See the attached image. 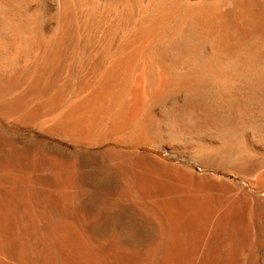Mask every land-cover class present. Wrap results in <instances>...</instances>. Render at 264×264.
<instances>
[{
  "label": "bare ground",
  "instance_id": "obj_1",
  "mask_svg": "<svg viewBox=\"0 0 264 264\" xmlns=\"http://www.w3.org/2000/svg\"><path fill=\"white\" fill-rule=\"evenodd\" d=\"M141 2L0 0V115L13 119L9 121L14 125L23 119L52 118L54 132L89 139L88 142L125 134L128 136H124L122 142L166 138L173 144L195 146L203 156L223 163L224 171L242 178H246L245 170L251 173L252 167L261 161L260 173L254 181L262 182L258 187L264 186V0ZM42 38L55 44V48L39 49L36 63L30 61L26 71L22 72L16 67L18 54L25 53L28 57L31 50H38L37 44ZM9 42L16 43L18 49L11 52ZM66 46L73 49L72 55L82 64L93 55L112 58L97 78L87 77L88 81L76 85L72 100L68 99L67 85L56 88L51 84L57 72L56 65L60 64L58 61L64 59ZM67 73L70 74V67ZM28 87L35 88L40 95L31 106L27 105L25 96ZM177 97L182 98V103L175 104ZM168 101L174 102V106L164 108ZM25 105L28 106L26 115H21ZM3 134L0 129V152H7L14 160L7 163L4 160L5 164H0V264H256L258 249L264 255V199L244 189V197L239 195L235 200L224 199L225 194L220 192L218 194L223 198L213 193L214 185L196 188L193 180L203 175L195 171L188 173L194 185H189L191 180L188 178L187 184L193 190L187 191L185 203L175 204L177 196L172 197V203L168 196V200L164 199L168 216L163 214L175 226L174 231L182 232L180 229L189 221L196 219L194 223L199 222L192 237L189 238V234L186 237L197 245L195 251L184 246L182 235L178 237L174 231L168 243L161 246L156 243L150 249H143L142 242L147 238L141 227L115 230L109 236L89 233L92 228H100L94 223L99 221L101 214L89 223L92 228L80 222L40 227L35 221L23 220L16 209L15 190L5 191L4 184H14L8 178L17 171L24 150H29L27 148L32 144L19 148L13 143L5 144ZM76 163L78 165L74 161ZM74 164L66 170L63 167L65 171L60 173L57 181L50 176L49 181L48 178L40 180V176L33 179V183L37 187L60 188L62 192H69L66 194L69 196L72 189H77L82 198L81 179L76 176L79 171ZM126 164L123 160L113 163L108 160L106 167L116 173L119 182L127 183L133 189L136 179L124 172ZM52 169L55 170L54 166ZM51 170V174L55 173ZM176 170H173L174 175ZM146 178L142 177L138 184L144 185L142 180L146 181ZM106 182L91 185L96 193L94 200L108 206L124 199L133 207L137 206L135 200L131 201L126 194H121L122 191L111 201L108 196L113 187ZM170 182H173L172 177ZM24 184L28 185L27 182ZM175 185L173 188H177ZM142 212L143 217L154 218L144 208ZM22 214L25 217V213ZM183 225L185 227L180 228Z\"/></svg>",
  "mask_w": 264,
  "mask_h": 264
},
{
  "label": "rangeland",
  "instance_id": "obj_2",
  "mask_svg": "<svg viewBox=\"0 0 264 264\" xmlns=\"http://www.w3.org/2000/svg\"><path fill=\"white\" fill-rule=\"evenodd\" d=\"M139 2H141V4L142 3L147 4L149 2V0H139ZM42 39H41V42L39 41V43L37 44L38 50H31L28 53V57H30V58H28L25 55V53L20 52V54H18V57L16 59L17 60V62H16L17 66L16 67L17 68L19 67L22 72L26 71V66L28 65L27 63H30V61H32V62L34 61V64L36 63V60H37L36 58H37V55L39 53V49L42 48L43 49L42 51H45V49H51L52 47L55 48V44H52L49 40H47V38H42ZM9 44L10 45L12 44L10 47L11 52L16 51L18 49L17 48L18 46L16 45V43L9 42L8 45ZM12 49H13V51H12ZM66 50L67 51L65 53L64 59L62 58V59H60V61H58L60 63L59 64L60 66L58 64L56 65V67H57L56 71L57 72L55 73V77L53 78V81L51 84H52V86L54 85L53 87H56V88H59L63 85H67L69 87L68 99L72 100L73 90L75 89L76 85L80 84L82 82H86L89 79H92V77L94 79L97 78V76L100 74V70L101 71L104 70L106 68V66L109 64V62L112 60V58L111 57L99 58L98 56L93 55L94 57L90 56L91 57L89 59L90 63L87 60L88 64H87V61H85V63L82 64V62L79 59L75 58L72 55L73 49L71 47L66 46ZM42 54H43V52H42ZM85 58H83V59H85ZM104 59H106V60H104ZM50 60H52V59H50ZM39 61H40V58H39ZM91 63H92V65H91ZM18 64H20V65L18 66ZM68 67H70V74L67 73ZM82 77H84V79ZM87 77L88 78L90 77V78L87 79ZM23 82L26 83L27 81H23ZM75 82H76V84H75ZM27 91L28 92H26V93H28V94L25 95L26 99L28 101L27 105L31 106V104H33V102L36 101L35 100L36 97L40 96L37 93L39 91H37L35 88L33 90L30 87L27 88ZM31 98H33V99H31ZM180 103H182V98L177 97V100H175V104H180ZM165 104L163 106L164 108H165V106H166V108H170V107L174 106L173 105L174 102H172V101H168ZM27 105H25L26 108H25V110H23L21 115H26V110L28 107ZM3 117L4 116L0 115V129L2 130V132H4L2 140L5 139L4 140L5 144H11L12 145V143H13V145H15L18 148L19 147H25V146L32 144L31 148H27L29 150H26V151L24 150L23 155H22V159H20L21 161L20 160L18 161L17 167H19V168L17 169V171L14 172L12 174V176L10 175L11 178H8L14 184L7 183V185L9 184L8 185L9 187L6 186V184H4V186H5L4 190L7 192L15 190V193H16L15 196L17 195L16 199H15V205H16L17 211H20V216L19 215L18 216L23 220L28 219L30 221L31 220L35 221L36 223H38V225H40V227H46L49 224H55V225L61 224V223L73 224L76 222H80V223L86 224L87 227L92 228L93 227L92 224L89 225V223L92 222L94 216L101 214L99 217V221L94 223L95 226L98 225L97 227H100L101 229L100 228H98V229H96V228L90 229L89 228L90 229V230L88 229L89 233L97 234L98 236H107V235L109 236L115 230H120V231L122 230L123 231L125 229L127 230L128 228H130L132 226L136 227L137 229L141 227L140 228L142 230L141 232L144 234V236L146 235L145 237L147 238V239H145V242H142L143 243L142 245H144V248L142 246L141 247L143 249H146V248L150 249L151 247L154 248L153 246L154 245L156 246V243L161 246V244L163 245V244L169 242L168 240L171 238V234H172L171 232L174 231L173 229L175 227V226L173 227L171 225L172 223L170 224L168 222L170 219H167L168 217L166 218V216L163 215L164 213H166L164 205H167V204H165V200L170 197L171 199H169V201L171 200V202L174 203V201L172 200L173 199L172 197L177 196L174 198V200L177 201V202L175 201L176 202L175 204H180V205L182 204L183 205L185 203V201L187 200L185 197L188 196V192L191 193L193 190V188L191 187L193 184L192 183L193 179L191 176H190L191 178L188 177L189 175H191V174H188L189 172L191 173V171L197 172L198 174H200V176L203 175L201 178L193 180V181H195V187L196 188L211 187L214 185L212 187L213 191H214L213 193L218 194V192H220L221 194H225L224 199L229 197V199L238 200L239 195H240L239 196L240 198H241V196L244 197L243 195L246 193V192L243 193L244 190L248 191L247 193H249V194H253L254 196H257L259 198L264 199V186L260 185L261 187H258L259 184H261L262 182L260 183L258 181L259 183H256L257 180L254 181V179L256 178V175L260 173L258 166L259 167L261 166V164H262L261 161H258V164L255 165L254 168L252 167L253 170H251V173H249L250 171L248 169L245 170L243 172V174L246 175V178H242L239 175L228 173V172L224 171V169L222 167H224L225 165L223 163H221L218 159L212 160L211 158L209 159V158L205 157V155L203 156V154L198 150V148L196 149L195 146L184 144V143H183V145L181 144L182 146L180 144H177V143L173 144L172 142H169V140L166 138H164V139L159 138L156 140L155 139L154 140L149 139V140L142 141L140 143L135 142V141L134 142L132 141L133 143H130L131 141L128 139L129 140V143H128V140H127V142H124V141L122 142V140H121V139H123L124 136L125 137L128 136L127 134H125V135L106 136V138L102 137L103 139L101 138V140L100 139L99 140L98 139H92L93 142L92 141L88 142L89 139L85 140L83 138L82 139L74 138L72 136L67 137L61 133L56 132V131L54 132V130H52V128H51V126H52V124H51L52 120L51 119L52 118L51 119H47V118L45 119V118L39 117L40 119L37 118L35 120L23 119V121H21V122L18 121L19 124L15 123L17 121H14V123H15V125H14V124H12L13 122H10L13 119L6 118V117L3 118ZM16 124H17V126H16ZM95 141H97V142H95ZM197 151H199V152H197ZM1 153H3V155ZM262 155H261V157H263ZM10 157H9V154H7V152H0V164H5V161H6V163L9 161L12 162V160H14V158L12 156H10ZM90 157H92V158H90ZM206 158H207V160H206ZM78 159H80V160H78ZM101 159L105 160V161H102ZM156 159L161 161V162L160 163H158L159 161L156 162L157 161ZM108 160H109V162L112 161V163L117 162L118 160L119 161L123 160V161H126V163H128V164H126V166L129 169L127 167H124V172L130 174L131 177H134L136 179V182L134 183L135 185H134L133 189H130L132 186H127V183L125 185V183L119 182L120 180L118 177H116V175H115L116 173L114 171L107 169L106 165L108 164ZM74 161L78 162L79 166L77 165V163L74 164ZM144 161L145 162L147 161L146 164L144 163ZM70 162L73 163L75 167H77L76 171L81 172L80 173L81 175H78L79 172H77L76 176L78 177L79 180L81 179L79 187L81 188L82 193H84L82 198L80 197V194L78 193L77 189H72V191H70L71 194L69 196V195H66L69 192L68 193L62 192L61 190H59L60 188H56V190H55V188L49 189V188H46V187L41 186V185H39L38 187L34 185L33 179L38 178L40 176H42V178L41 177L38 178L40 180H44V179L46 180V178H48L47 180L49 181L48 176H50V177H52V179H54V181H57L58 180L57 177H59V175H61L60 173H62V171H65L67 169V167L69 165H71ZM215 162H217V163L215 164ZM260 162H261V164H260ZM95 163L97 165H99L98 167H101V168H97V165H95ZM162 163L166 164V166H164V164H162ZM36 164H37V167H36ZM89 164H90V166H89ZM93 164L95 166H93ZM53 166H54L55 170L52 169ZM63 167L65 170H63ZM78 167H80V169H78ZM91 167H93V168L91 169ZM175 167L176 168L180 167V168H179V170H178V168L176 170ZM20 169H21V171H20ZM96 169H97V171H96ZM148 169H150V170H148ZM249 169H251V168H249ZM33 170H35V171H33ZM50 170L55 172V173L51 174ZM94 170H95V172H94ZM173 170L177 171L175 175H174ZM185 170H186V174H188V175L185 174ZM104 171H106V172H104ZM169 171L171 173L173 172V175L170 174ZM56 172L57 173L59 172V174H57ZM166 172L168 175L166 174ZM111 173H113V174H111ZM157 173L160 176H158ZM161 173H162L163 177L161 176ZM178 173L181 176L183 175L185 177V175H186L187 177H185V179L183 180V177L179 178ZM54 174H56L58 176H56ZM94 174L96 177L94 176ZM163 174H165V175H163ZM84 175H86V176H84ZM106 175H108V176H106ZM55 176H56V178H55ZM146 176H147V178H146L147 182L144 181V179H143L142 182L144 185H142V183L138 184L139 180L142 179V177H146ZM149 176H152L153 178L149 179L148 178ZM173 176H176V179H178L179 181L177 182L175 177L173 178ZM177 176H178V178H177ZM85 177H87V178H85ZM93 177H94V179H93ZM154 177H157V178L159 177V178L156 181L157 178H155V180H154ZM169 177L170 178L172 177V179H173L172 183L173 184L170 182ZM107 178L109 179V181ZM188 178H189V180H191V182L188 180ZM214 178H216V179H214ZM52 179H50V182L52 181ZM159 179H160V181H159ZM180 179L184 181V184L182 183L183 181H181ZM105 180L107 181L106 183L108 184V186L111 185L113 187L112 189H110V192H109L110 196H108V198L111 201H112L111 198L116 197V195L120 194V191H122L121 194H124V196L126 194V197L129 198L131 201L135 200L133 202H135L137 204V206L134 205L135 207H133L130 203H127L128 202L127 200H126L127 201L126 202L124 199L123 200L119 199V200H117L118 202L117 201L112 202L111 205H108V206L104 203L100 204V202H97L96 200H94V195L96 193L93 191L94 188H92L91 185L98 183V181L99 182H105ZM54 181H52V182H54ZM161 181H162V183H161ZM203 181H205L206 183ZM252 181H254V183ZM24 182H27L28 185L24 184ZM189 182H190V184H189ZM196 182H198V183H196ZM202 182L205 183L206 186H204V184ZM207 182L209 185L207 184ZM150 183H151V185H150ZM179 183H180V185H179ZM187 183L191 186H189ZM157 184H160L162 188H160V186ZM174 184H177V185H175V186H177V188L176 187L173 188ZM198 184H200V185L203 184V185L201 187ZM10 185L13 186L14 188L10 187ZM146 185H148L150 188ZM153 186H156V188ZM157 186H158V188H157ZM235 186L237 187L238 190L236 189ZM143 187H146V188L148 187V188L146 189ZM190 188H192V189H190ZM157 189H160V190H157ZM172 189H174V190H172ZM242 189H244V190H242ZM73 190H75V191H73ZM169 190H170V192H169ZM216 190H218V191H216ZM228 190H231V191H228ZM125 191H126V193H124ZM154 191H156V192H154ZM177 191H179L178 192L179 194L177 193ZM85 192H87V193H85ZM237 192L239 194H237ZM220 193L218 194L219 197L223 198V196H221ZM71 195H72V198H71ZM138 195L139 196L141 195V196L139 197ZM218 195H216L215 197H218ZM131 197H133V198L131 199ZM138 197L141 199H139ZM233 197H236V198H233ZM219 199H221V198H219ZM143 202H146V203L144 204ZM166 202L168 203V201H166ZM118 203H119V205H118ZM155 204H156V206H154ZM169 204H170V202H169ZM158 205L161 208L160 207L158 208ZM143 208L145 209V212H148L149 214L152 215V218L154 217L152 220H150L149 218L147 219V217H143V216H145V215H143V212H142ZM22 213H25V217H24V214H22ZM154 213H155V215H157L156 217H155ZM161 216H162V218H161ZM167 216H168V214H167ZM91 217H92V219H91ZM71 218H73V219H71ZM77 218H78V220H77ZM79 219H80V221H79ZM153 221H155V222L159 221V222H156V223L154 222L155 223L154 224ZM194 221H196V219L191 221L192 224H189V223H191L190 221L187 222L188 227H187V225H185L187 227V229L184 225L181 226L180 228L185 227V228L180 229V230H182V232H180L179 230H176L173 232V234L176 236L178 235V237H180L182 235L181 242L183 241L184 246L187 245L188 249H190V251H195L197 248L196 247L197 245L195 246L193 244V242L190 243V239L187 240V238H186L188 236L187 234H189L190 237L189 236L188 237L191 238L192 233H194V231L199 227V222L197 223L198 224V227H197V224H196V222L194 223ZM93 222H95V220ZM165 223H167V224H165ZM193 223H194V225H193ZM159 224H160V226H159ZM171 226L173 227L172 231L170 229ZM193 226H194V229H193ZM190 227H191V230H193L192 232H191V230H189ZM161 229L163 230V232ZM187 230H189V231H187ZM184 234H186V235H184ZM143 241H144V239H143ZM187 241H189L190 244L187 243ZM159 249L161 250L162 247ZM261 252H262V250L260 251V249H258V252L256 253V257H257L256 264H263L264 263V262H262V260H264V257H263L264 255H262ZM259 254H260V256H259ZM258 259H259V262H258Z\"/></svg>",
  "mask_w": 264,
  "mask_h": 264
}]
</instances>
